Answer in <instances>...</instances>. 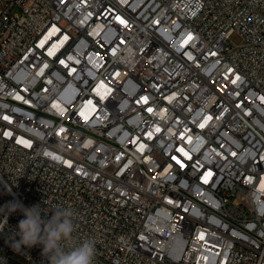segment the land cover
Instances as JSON below:
<instances>
[{"label": "built area", "instance_id": "built-area-1", "mask_svg": "<svg viewBox=\"0 0 264 264\" xmlns=\"http://www.w3.org/2000/svg\"><path fill=\"white\" fill-rule=\"evenodd\" d=\"M15 202L94 264H264V0H0V264H49Z\"/></svg>", "mask_w": 264, "mask_h": 264}, {"label": "clouds", "instance_id": "clouds-1", "mask_svg": "<svg viewBox=\"0 0 264 264\" xmlns=\"http://www.w3.org/2000/svg\"><path fill=\"white\" fill-rule=\"evenodd\" d=\"M6 206L9 213L19 210L25 217L15 233L19 239H13L11 245L15 251L41 245L42 255L49 264H94L96 240L92 237L81 239L75 235L76 214L70 206H56L47 211L39 205L25 207L19 202ZM42 211L45 214L51 211V218L42 219Z\"/></svg>", "mask_w": 264, "mask_h": 264}, {"label": "rangeland", "instance_id": "rangeland-1", "mask_svg": "<svg viewBox=\"0 0 264 264\" xmlns=\"http://www.w3.org/2000/svg\"><path fill=\"white\" fill-rule=\"evenodd\" d=\"M241 42H242V37L237 33L233 34L229 40V43H231L233 45H238Z\"/></svg>", "mask_w": 264, "mask_h": 264}]
</instances>
